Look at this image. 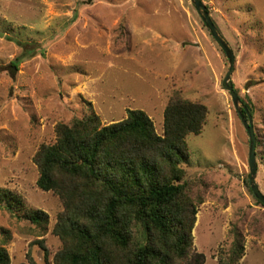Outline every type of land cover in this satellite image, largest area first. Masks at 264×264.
<instances>
[{
	"label": "rangeland",
	"instance_id": "obj_1",
	"mask_svg": "<svg viewBox=\"0 0 264 264\" xmlns=\"http://www.w3.org/2000/svg\"><path fill=\"white\" fill-rule=\"evenodd\" d=\"M202 1L235 53L234 87L252 104L264 193V0ZM228 69L191 0H0V247L10 264H56L63 247L54 228L65 205L39 188L35 160L57 126L90 114L106 125L142 109L162 134L176 94L207 107L182 164L198 208L193 251L222 264L237 228L238 264H264V205L247 184L249 134L223 86ZM6 191L21 198L14 211ZM30 210L48 222L33 223Z\"/></svg>",
	"mask_w": 264,
	"mask_h": 264
},
{
	"label": "trees",
	"instance_id": "obj_2",
	"mask_svg": "<svg viewBox=\"0 0 264 264\" xmlns=\"http://www.w3.org/2000/svg\"><path fill=\"white\" fill-rule=\"evenodd\" d=\"M244 104L253 116L251 102ZM206 116L204 104L176 94L164 110L162 134L142 109L106 125L97 114L59 124L57 140L35 157L37 185L65 205L54 228L63 243L56 264H204V254L193 251L198 208L182 164L191 156L187 135L199 133ZM2 199L14 211L21 198L6 191ZM24 214L38 225L48 222L42 210ZM233 232L222 264H238L244 254L242 233ZM0 264H10L4 247Z\"/></svg>",
	"mask_w": 264,
	"mask_h": 264
},
{
	"label": "water",
	"instance_id": "obj_3",
	"mask_svg": "<svg viewBox=\"0 0 264 264\" xmlns=\"http://www.w3.org/2000/svg\"><path fill=\"white\" fill-rule=\"evenodd\" d=\"M194 4L196 10L201 15L202 20L212 33L213 37L220 45V47L225 52L229 60V69L224 77L223 86L231 95L233 104L238 111L242 122L249 134L250 148H249V167H250V186L255 195V197L264 205V193L261 191L259 184L257 183V172H258V163L256 158V147H257V136L255 132L253 116L247 109L246 105L242 101L239 93L236 91L234 84L232 82V74L235 69V53L227 41L219 33L216 24L214 23L210 13L207 10L206 4L202 0H191ZM246 115L244 114V112Z\"/></svg>",
	"mask_w": 264,
	"mask_h": 264
}]
</instances>
